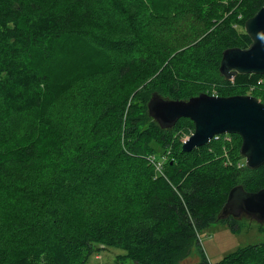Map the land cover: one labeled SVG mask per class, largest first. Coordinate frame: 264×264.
Masks as SVG:
<instances>
[{"label":"trees","instance_id":"obj_1","mask_svg":"<svg viewBox=\"0 0 264 264\" xmlns=\"http://www.w3.org/2000/svg\"><path fill=\"white\" fill-rule=\"evenodd\" d=\"M263 5L0 0V264H88L109 247L121 263L264 264V241L212 263L197 236L218 221L237 229L221 209L233 186L264 187V164L238 165L236 133L184 151L193 121L162 128L148 113L154 92L264 102V74L220 72ZM163 19L175 33L153 30Z\"/></svg>","mask_w":264,"mask_h":264},{"label":"water","instance_id":"obj_2","mask_svg":"<svg viewBox=\"0 0 264 264\" xmlns=\"http://www.w3.org/2000/svg\"><path fill=\"white\" fill-rule=\"evenodd\" d=\"M244 27L251 43L223 51L220 72L225 78L238 73L264 74V5ZM148 113L162 128L174 127L182 117L193 121L194 130L182 144L184 151L205 145L218 134L236 133L242 139L240 154L245 165L256 169L264 164V102L252 94L202 92L188 99H172L155 92L148 101ZM229 217L264 224V187L247 191L242 184L233 186L219 214V219Z\"/></svg>","mask_w":264,"mask_h":264},{"label":"rangeland","instance_id":"obj_3","mask_svg":"<svg viewBox=\"0 0 264 264\" xmlns=\"http://www.w3.org/2000/svg\"><path fill=\"white\" fill-rule=\"evenodd\" d=\"M212 20H216V19L214 18ZM164 21L165 19L160 20L159 24L152 23L151 26L153 30H156V32L159 31L161 34L167 36L168 35L170 36L173 33H175L174 29L178 23L174 24L172 31H170L168 30L170 29L169 27L163 25ZM190 22L193 21L184 20L185 24H190ZM202 23L204 22L202 21ZM163 27L166 29H164ZM54 70H55V65H53L52 68H50V72L53 73ZM91 84H94V82H89L85 86ZM242 158H243L242 160L244 161L245 158L243 156ZM236 220L238 224H235L236 225L235 228L237 229L234 231L231 229V227H229L227 223L223 221H218L212 223L209 227L197 233L198 241L199 243H201L202 250L212 263L223 260L228 254L236 251L240 247H243L248 244L261 243L264 241V224H260L257 221L251 220L247 217L237 218ZM119 253H123V250L117 247H109L107 249H103L101 251L92 254V256L88 260V264H132L131 262H127V263L118 262L117 255ZM183 258L186 259V261L198 259L199 256L197 255L196 247L193 248V252L190 253L187 252Z\"/></svg>","mask_w":264,"mask_h":264},{"label":"built area","instance_id":"obj_4","mask_svg":"<svg viewBox=\"0 0 264 264\" xmlns=\"http://www.w3.org/2000/svg\"><path fill=\"white\" fill-rule=\"evenodd\" d=\"M232 78H233V77H232ZM211 95H219V94L217 93V91H213V92L211 93ZM192 132H193V131H191L190 134H191ZM190 134H187L182 140L185 141V140L190 136ZM225 135L228 136L229 134H225ZM219 137H220V134L214 136L213 138H219ZM228 137H229V136H228ZM164 159H166V157H164ZM243 164L245 165V162H244L243 160L238 161V165H239V166H242ZM156 168H157V169H161V163H160V162L157 163Z\"/></svg>","mask_w":264,"mask_h":264},{"label":"bare ground","instance_id":"obj_5","mask_svg":"<svg viewBox=\"0 0 264 264\" xmlns=\"http://www.w3.org/2000/svg\"><path fill=\"white\" fill-rule=\"evenodd\" d=\"M233 6V5H232ZM239 7V6H238ZM231 9V8H230ZM41 142V141H40ZM199 229V228H198ZM199 232V231H198ZM198 262V261H197Z\"/></svg>","mask_w":264,"mask_h":264}]
</instances>
